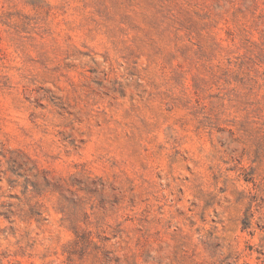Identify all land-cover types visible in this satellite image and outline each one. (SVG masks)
<instances>
[{"label": "rangeland", "instance_id": "rangeland-1", "mask_svg": "<svg viewBox=\"0 0 264 264\" xmlns=\"http://www.w3.org/2000/svg\"><path fill=\"white\" fill-rule=\"evenodd\" d=\"M0 264H264V0H0Z\"/></svg>", "mask_w": 264, "mask_h": 264}]
</instances>
